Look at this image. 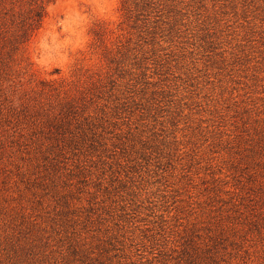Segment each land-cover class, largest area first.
<instances>
[{"label": "rangeland", "instance_id": "1", "mask_svg": "<svg viewBox=\"0 0 264 264\" xmlns=\"http://www.w3.org/2000/svg\"><path fill=\"white\" fill-rule=\"evenodd\" d=\"M0 0V264H264V0Z\"/></svg>", "mask_w": 264, "mask_h": 264}, {"label": "trees", "instance_id": "2", "mask_svg": "<svg viewBox=\"0 0 264 264\" xmlns=\"http://www.w3.org/2000/svg\"><path fill=\"white\" fill-rule=\"evenodd\" d=\"M41 3L42 2L38 0L30 3L28 10L30 16H28V20L25 22V25H23V28H21L23 36L28 33L29 29L32 31L33 29H38L40 27L44 14V7Z\"/></svg>", "mask_w": 264, "mask_h": 264}]
</instances>
